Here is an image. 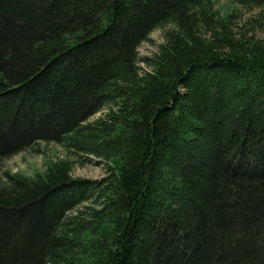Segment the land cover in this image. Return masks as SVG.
I'll return each mask as SVG.
<instances>
[{"label":"trees","instance_id":"16d2710c","mask_svg":"<svg viewBox=\"0 0 264 264\" xmlns=\"http://www.w3.org/2000/svg\"><path fill=\"white\" fill-rule=\"evenodd\" d=\"M217 1L0 0V164L54 143L108 171L5 173L0 264H264V41Z\"/></svg>","mask_w":264,"mask_h":264},{"label":"rangeland","instance_id":"374dc122","mask_svg":"<svg viewBox=\"0 0 264 264\" xmlns=\"http://www.w3.org/2000/svg\"><path fill=\"white\" fill-rule=\"evenodd\" d=\"M213 8L217 11L221 19H231L230 30L235 40L252 39L259 42L264 41V9L241 7L235 4L234 0L217 1L214 3ZM169 29L171 27L155 30L149 35L148 41L142 43L137 49L139 58L138 66L141 67V72H149L152 70L142 63V60L151 59L158 53L159 47L164 44V34ZM203 35L204 37L206 36L205 33ZM106 114L107 109L95 114L89 122L92 123L104 117ZM58 159H68L74 162L71 172L73 178L100 181L108 176L107 165L100 159L90 157L88 161H84L68 155L58 144L39 143L32 149L20 152L10 159L3 161L0 164V182L5 179V173L11 176L21 175L24 177H33L36 173L43 172L48 162ZM90 205L91 203H85L82 207ZM74 213L75 211L72 214Z\"/></svg>","mask_w":264,"mask_h":264}]
</instances>
